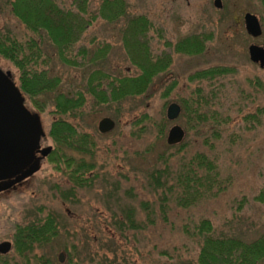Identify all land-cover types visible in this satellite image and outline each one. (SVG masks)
<instances>
[{
	"label": "rangeland",
	"instance_id": "obj_1",
	"mask_svg": "<svg viewBox=\"0 0 264 264\" xmlns=\"http://www.w3.org/2000/svg\"><path fill=\"white\" fill-rule=\"evenodd\" d=\"M221 1L222 7L216 8L214 0H129L131 12L145 14L155 26H162L167 39L202 32L212 36L200 55L173 53L169 71L156 77L146 94L125 101L118 112L113 106L93 107L88 103L82 113L72 119L92 132L97 142L93 156L66 150L77 159L94 163V170L88 175L93 178L92 185L77 189L75 198L60 194L57 186L67 189L72 183L64 172L51 168L46 158L38 162V168L27 175L21 185L0 193V241L10 239L13 224L37 222L50 211L56 214V237L30 253L29 263L26 258L9 253L19 264H44L38 261L41 257L53 264H197L200 242L183 230L184 226L192 229L203 218L210 220L216 234H232L251 241L264 233V205L254 200L262 185L264 170V124L249 129L242 118L243 114L264 106V68L251 62L248 56L250 44L264 46V8L259 0ZM245 12L254 13L260 19L262 34L259 37L246 33ZM5 26L19 38L31 34L11 14L6 0H0V28ZM158 34L151 33L152 43L162 40ZM105 42L110 48L103 68L110 74H133L135 70L115 26L96 22L83 34L78 45L89 46L90 55L99 43ZM154 47L157 52L163 48L170 51L163 47V40L159 47L155 44ZM47 49L53 53L52 48ZM48 66L49 75L59 77L60 83L56 91L41 96L46 110L40 112L22 93L27 109L38 114L44 133L55 116L51 113L54 95L57 92L72 95L82 88L85 80L83 67L64 65L55 54ZM216 66L234 71L212 83L202 84L211 98L209 108L218 112L215 118L209 119L208 128L188 131L186 117L181 116L183 107L176 120H167L163 140L157 141L155 133H146L140 125H134L135 116L141 113L159 119L170 102L181 105L180 99L190 96L199 85L189 81L188 76L199 69ZM0 69L10 71L12 80L16 85L19 83L17 69L1 56ZM170 85L168 95L163 96ZM104 116L111 117L115 127L100 133L97 124ZM214 123H218L220 137H210L212 145H204L202 136L210 135L209 128L215 127ZM173 124L185 129L183 141L187 142L188 152L203 151L217 158L225 188L188 208L178 206L169 195L163 214L160 190L149 186V173L165 167L159 158L161 153L177 149L167 148L166 144L167 132ZM41 145H52V141L46 136ZM177 166V159L169 161L171 172ZM168 177L173 183L171 174ZM145 202L149 203V209L144 208ZM128 211H132L140 227L120 230L116 222L123 220L127 224L125 213ZM60 252L64 253L63 262L58 259Z\"/></svg>",
	"mask_w": 264,
	"mask_h": 264
},
{
	"label": "trees",
	"instance_id": "obj_2",
	"mask_svg": "<svg viewBox=\"0 0 264 264\" xmlns=\"http://www.w3.org/2000/svg\"><path fill=\"white\" fill-rule=\"evenodd\" d=\"M128 2L129 0H6L11 14L31 34L19 38L9 27L0 28V56L17 69V86L36 109L40 112L46 110L41 96L46 92L56 91L60 83L59 77L49 75L48 64L52 54L64 65L83 67L85 80L82 88L72 95L65 92H57L54 95V109L51 113L55 116L47 133L41 138L42 140L48 136L52 141L51 152L45 157L51 168L64 172L72 183L67 189L57 186L65 198H75L77 189L92 185L93 178L88 175L94 170V163L84 158L77 159L66 150L93 156L97 144L95 135L85 130L80 123H74L72 119H76L88 103H92L93 107L113 106L116 108L115 112H118L125 101L146 94L153 80L169 71L173 53L200 55L205 51L206 43L212 36L211 33L202 32L185 34L176 40L167 39L162 26H155L145 14H133ZM259 2L264 8V0ZM96 22H105L117 28L128 60L135 70L133 74H110L103 68V60L110 48L108 42L99 43L90 55L89 46L78 45L83 34ZM152 32L159 33L163 47L169 48L170 51L164 48L161 52L156 51L154 44L159 47L162 40L152 43ZM47 47L52 48L53 53ZM233 71L232 68L216 66L199 69L188 76L189 81L199 84L190 96L180 99L183 107L181 116L186 117L188 131L200 132L208 128L209 119L218 115L216 110L209 108L211 98L204 92L202 84L212 83ZM171 86L166 88L163 96L168 95ZM242 116L249 129L263 125L264 106H258L253 112ZM166 122L164 112L159 119L141 113L138 117L135 116L133 121L134 125H140L144 132L155 133L157 141L164 139ZM217 124L214 123L215 127L209 128L210 135L202 136L204 145H212L210 137H220ZM174 147L177 148L175 152L159 155L165 167L149 173V186L152 190H160L163 214L166 212L169 195L178 206L188 208L225 188L220 180L217 158L203 151L188 152L186 141L176 145L167 144V148ZM171 159L178 161L177 168L172 172L168 167ZM170 174V181L173 183L169 182ZM261 177L262 185L254 200L264 205V170ZM243 202L244 199L240 204ZM144 206L149 209L148 202H145ZM125 214L127 224L123 220L116 222L120 230L140 227L134 220L132 211ZM184 227L183 231L190 238L200 242L197 264L264 262V233L251 241L232 234H216L210 220L206 218L195 223L192 229ZM12 228L14 232L10 239L13 246L10 252L26 258L25 261L29 263L30 253L56 237V214L50 211L37 219V222L16 223ZM38 261L53 264L45 257ZM0 264L19 263L8 253L0 256Z\"/></svg>",
	"mask_w": 264,
	"mask_h": 264
},
{
	"label": "water",
	"instance_id": "obj_3",
	"mask_svg": "<svg viewBox=\"0 0 264 264\" xmlns=\"http://www.w3.org/2000/svg\"><path fill=\"white\" fill-rule=\"evenodd\" d=\"M213 4L216 8L222 7L221 0H214ZM243 24L246 33L251 37L256 38L262 34L260 19L256 14L245 12ZM248 56L251 62L264 68V46L250 44ZM181 111L182 106L178 102H170L165 112L167 120H176ZM114 127L115 121L108 116L100 118L97 124L100 133H107ZM43 136L38 114L27 109L23 94L12 80L11 72L0 69V181L17 175L33 161ZM185 136V129L179 124H173L167 132L166 142L168 145H176L181 143ZM51 149V145L41 148V156L46 157ZM37 168L38 166L29 170L26 176ZM12 246L9 240L0 241V255L8 254ZM58 259L59 262L64 261L63 252L59 253Z\"/></svg>",
	"mask_w": 264,
	"mask_h": 264
},
{
	"label": "flooded vegetation",
	"instance_id": "obj_4",
	"mask_svg": "<svg viewBox=\"0 0 264 264\" xmlns=\"http://www.w3.org/2000/svg\"><path fill=\"white\" fill-rule=\"evenodd\" d=\"M41 148H43V146L41 145V140H40V145L35 151V156H34L33 161L30 164H28L27 166H25L17 175L0 181V188L5 187L4 189L0 190V193L1 192H7L10 189H15L17 186L21 185L25 181V179L27 178L26 173L29 170H31L32 168L39 166L38 162H40L41 159L45 158V157H42L40 154ZM5 240H9L12 243V240H10V239H5ZM12 245H13V243H12Z\"/></svg>",
	"mask_w": 264,
	"mask_h": 264
}]
</instances>
